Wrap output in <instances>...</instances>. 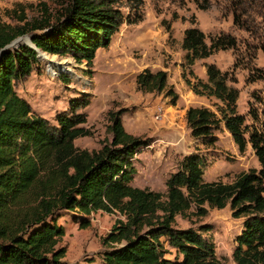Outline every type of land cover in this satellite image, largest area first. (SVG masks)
<instances>
[{"label":"trees","instance_id":"obj_1","mask_svg":"<svg viewBox=\"0 0 264 264\" xmlns=\"http://www.w3.org/2000/svg\"><path fill=\"white\" fill-rule=\"evenodd\" d=\"M192 1L201 10L208 6L206 0ZM121 2L54 0L52 8L40 2L35 17L27 18L21 9L15 22L0 21V264H62L65 250L57 244L64 228L57 218L70 213L82 218L84 228V217L96 211L118 216L102 239L108 248L100 252L99 264H224L203 233L206 227L175 226L176 216H204V205H228L231 217L243 218L231 254L234 264H264V90L252 92L255 105L248 102L246 114H239L238 90L229 84L233 79L227 72L206 63L205 81L196 78L191 83L182 74L192 93L218 102V115L206 107L186 108L190 136L211 145L216 141L213 131L222 123L238 152L249 144L258 168L240 172L229 183L207 182L202 179L203 157L190 153L165 179L164 192L131 184L136 173L133 158L142 141L124 131L118 114L111 116L109 141L98 149H79L73 140L88 134L85 114L79 112L88 104L86 97L71 99L52 124L16 92L40 59L39 51L90 64L95 50L106 47L125 20ZM127 2L136 13L127 21L134 23L140 19L142 0ZM227 9L233 27L259 38L264 0H228ZM24 36L28 42L12 43ZM181 48L190 66L219 50L237 51V40L220 32L208 36L206 43L203 32L190 26L183 30ZM255 48L264 53V42L258 40ZM246 80L264 83V72L254 68ZM134 82L141 92H161L166 73L143 69ZM166 92L176 97L170 88Z\"/></svg>","mask_w":264,"mask_h":264},{"label":"rangeland","instance_id":"obj_2","mask_svg":"<svg viewBox=\"0 0 264 264\" xmlns=\"http://www.w3.org/2000/svg\"><path fill=\"white\" fill-rule=\"evenodd\" d=\"M40 2L50 8L55 5L54 0H0V21L15 22L21 9L27 18L35 17ZM198 2L204 3L203 0ZM206 2L207 8L201 10L192 0H142L137 11L140 19L129 23L127 20L136 13L128 8L127 0H122L120 10L125 20L108 45L95 50L90 64L76 62L68 55L39 51L40 59L16 86V92L26 99L36 114L52 124H55V115L65 111L71 99L86 97L88 104L79 112L85 114L83 127L88 134L73 140L74 147L79 149H98L109 141L111 116L118 114L124 131L142 141L133 158L136 169L131 181L133 186L164 192L165 179L190 153L201 155L205 161L203 181L232 182L240 172L257 169L258 162L249 144L243 152H238L222 123L213 131L216 141L211 145H203L190 136L184 120L186 108L206 107L218 115L215 109L218 102L212 97L192 93L182 74L191 83L196 78L205 81L204 64H215L233 79L229 84L238 90L236 111L246 114L247 103L255 105L250 94L264 90L263 81L246 80L254 68L264 72V53L255 48L258 40L264 42V23L258 30L259 38L253 39L232 26L228 0ZM190 26L203 32L206 43L208 36L229 32L237 40V51L219 50L186 65L181 38L183 30ZM20 42H28L27 37L17 38L14 44ZM248 53H254V57ZM143 69L164 71L165 89L161 92L138 90L134 78ZM168 88L176 94L174 99L167 95ZM158 107L161 117L156 120L154 114ZM246 123H249L247 116ZM204 206L207 210L204 216H176L175 226L206 227L203 233L214 244L215 255L224 264H234L231 254L243 218L231 217L228 205L222 209ZM84 218L88 221L84 228L79 224L82 218L70 213L61 214L56 220L64 228L57 244L65 250L62 264H99L100 252L108 248L102 244V239L118 218L117 214L96 211Z\"/></svg>","mask_w":264,"mask_h":264},{"label":"built area","instance_id":"obj_3","mask_svg":"<svg viewBox=\"0 0 264 264\" xmlns=\"http://www.w3.org/2000/svg\"><path fill=\"white\" fill-rule=\"evenodd\" d=\"M156 113L154 114V119H159L161 117V108L158 107L155 111Z\"/></svg>","mask_w":264,"mask_h":264},{"label":"water","instance_id":"obj_4","mask_svg":"<svg viewBox=\"0 0 264 264\" xmlns=\"http://www.w3.org/2000/svg\"><path fill=\"white\" fill-rule=\"evenodd\" d=\"M15 41H17V39L16 40H14L12 43H14ZM27 41H29V38L27 37Z\"/></svg>","mask_w":264,"mask_h":264}]
</instances>
